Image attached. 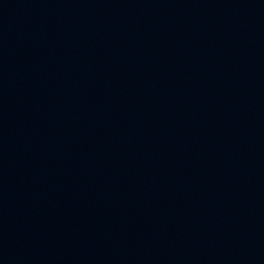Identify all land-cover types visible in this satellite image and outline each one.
Segmentation results:
<instances>
[{"label":"water","instance_id":"1","mask_svg":"<svg viewBox=\"0 0 264 264\" xmlns=\"http://www.w3.org/2000/svg\"><path fill=\"white\" fill-rule=\"evenodd\" d=\"M0 264H264V0H0Z\"/></svg>","mask_w":264,"mask_h":264}]
</instances>
